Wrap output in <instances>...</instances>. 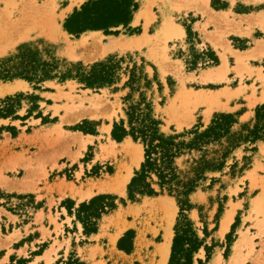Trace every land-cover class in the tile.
<instances>
[{
	"label": "rangeland",
	"instance_id": "rangeland-1",
	"mask_svg": "<svg viewBox=\"0 0 264 264\" xmlns=\"http://www.w3.org/2000/svg\"><path fill=\"white\" fill-rule=\"evenodd\" d=\"M89 1L0 3V13H14L13 20L19 18V10L46 8L61 33L56 37L32 29L0 51V88L23 83L22 88L0 96L2 101L16 99L14 115L0 118V264H12V257L26 260L25 264H56L73 254L85 264H150L157 258L156 244L164 240L165 209L169 203L175 204L173 240L180 209L176 198L167 194L142 197L137 203L129 201L128 187L144 162L139 167L133 164L141 144L131 138L127 139L136 145L126 139L121 143L113 140L114 124L125 119V110L140 102L142 94L153 105L166 135L197 127L205 130L219 114L236 116L239 125L235 130L239 131L242 125L254 124L256 109L264 104V0H140L139 11L144 12L139 22L133 20L131 30L120 28L118 35L97 31L102 34L101 43L143 33L154 36L167 21L179 26L184 36L151 42L140 49L101 51L96 59L86 62L73 58L70 51L89 32L75 37L65 31L64 24ZM148 18L151 22L147 28ZM22 46L36 53L31 58L37 66L53 65L51 76L55 79L39 84L37 80L6 81L20 71ZM214 55L218 63L213 62ZM111 58L120 68L115 82L102 89H87L76 78H60L69 71L76 76L77 65L88 68ZM224 65L228 72L223 79L204 81L205 72ZM8 69H12L11 74ZM132 73L136 80L129 87ZM181 88L215 93L219 95L218 106L194 108L189 113L190 123L179 127L167 116L166 108ZM30 96L38 97V108ZM86 122L89 124L84 125ZM83 125L96 133L76 130ZM187 159L189 156L177 161L181 171L188 170ZM128 170L133 176L124 194L106 187L116 184ZM263 192L264 141L236 149L224 171L207 175L190 196L193 209L187 213L203 243L193 264H217L218 258L220 264H264V206L255 205ZM100 195L118 198V209L102 218L97 236L86 237L83 225L67 207H74L75 212L82 203ZM231 210L233 221L222 236L223 221ZM128 231L135 233L131 254L118 249L119 240Z\"/></svg>",
	"mask_w": 264,
	"mask_h": 264
},
{
	"label": "trees",
	"instance_id": "trees-1",
	"mask_svg": "<svg viewBox=\"0 0 264 264\" xmlns=\"http://www.w3.org/2000/svg\"><path fill=\"white\" fill-rule=\"evenodd\" d=\"M140 9V0H92L85 3L80 9L66 20L65 31L75 37L93 31H103L106 35H118L119 29L131 30L135 14ZM191 35V29L187 30ZM23 59L18 73H13L6 81L25 79L29 83L34 81L44 82L53 80L51 70L53 65L42 63L37 66L33 58L36 53L31 47L22 46L18 55ZM213 62L218 63L214 55ZM111 58L105 62L96 63L88 68L77 65L76 76L60 75L63 81L78 79L87 89H102L111 85L116 80V70L119 63ZM41 68V75L38 70ZM11 74L12 69L6 70ZM41 76V77H40ZM9 77V76H8ZM132 73L128 86L135 82ZM37 89V88H36ZM18 98H22L19 96ZM16 99L11 97L0 100V118H9L14 115L13 108ZM35 108L38 97L30 96ZM126 101H129L126 99ZM18 118V117H16ZM45 121V120H44ZM89 124L88 122L84 125ZM78 126L86 134H95L94 129H85ZM239 122L234 115H216L205 130L194 128L182 134L166 135L161 130V122L156 119L154 108L141 95V101L131 104L125 110V119L114 124L112 131L113 140L118 143L131 138L144 148V162L140 170L136 171L128 187V199L137 203L142 197H157L167 194L176 198L180 209L178 223L173 240L172 253L169 264H193L194 255L203 246L198 239L193 224L187 213L193 209L190 196L196 192L202 181L207 180V175L224 171L232 153L244 145H255L264 141V104L256 109L254 124L242 125L239 131L235 127ZM185 164H189L187 171H181L177 161L188 157ZM112 173V171H110ZM118 198L110 195H100L89 202L82 203L74 212V207H67L71 216L75 215L84 228V235L91 237L98 233L99 223L102 218L118 209ZM124 203V200H121ZM135 233L128 231L118 242V249L126 254L134 250ZM184 263H181V259ZM12 264H25L26 260H17L12 257ZM56 264H85L76 254L67 260H60ZM202 264V262H199Z\"/></svg>",
	"mask_w": 264,
	"mask_h": 264
},
{
	"label": "bare ground",
	"instance_id": "bare-ground-1",
	"mask_svg": "<svg viewBox=\"0 0 264 264\" xmlns=\"http://www.w3.org/2000/svg\"><path fill=\"white\" fill-rule=\"evenodd\" d=\"M3 0H0V3ZM209 3L210 0H206ZM8 4V3H7ZM10 7V6H9ZM51 11V10H50ZM18 12V11H17ZM19 18L13 20L12 16L14 13H0V51L7 48L8 44L19 41L24 38L30 30L40 29L44 33H48L57 36H60L61 33L58 30L56 25L57 20L52 17L49 13V10L42 7H33L31 9H26L20 11ZM18 12V13H19ZM143 10H140L136 15V22L138 23L140 18L143 16ZM53 14V13H52ZM12 15V16H11ZM16 17V16H15ZM151 19H146V26L148 27ZM261 20V19H260ZM264 21V20H263ZM33 32V31H32ZM62 32V31H61ZM102 34L100 32H89L86 36H82L77 41L75 47L71 48V56L78 60H83L86 62L93 61L97 58L98 53L101 51L106 53L110 50L114 49H126V48H142L144 46H149L151 42L155 43L158 41H165L167 39L172 38H181L184 36V31L179 27L172 25L170 21L165 22L164 26L157 32L154 36L148 35L144 33L143 35H139L138 37H130V38H114L115 40H111L108 44L101 43ZM50 36V37H52ZM66 37V36H65ZM57 39V38H56ZM23 41V40H22ZM14 46V44H13ZM10 48V47H9ZM91 49L94 50V53L91 54ZM101 54V53H100ZM243 54V53H242ZM248 55V54H247ZM242 58L239 57L238 63H241ZM228 72L226 66L219 67L217 69H211L208 72H205L204 81H212L216 78L223 79ZM23 87L22 82H15V84H11L6 86V88H0V96H3L7 93H11L17 89ZM182 89V88H181ZM239 92V91H238ZM214 93V92H213ZM225 93V92H224ZM212 94V92H211ZM228 95V94H227ZM219 95L213 94L210 95V92H189L187 90H179L176 94L173 101L166 108L167 116L178 123L179 127H183L184 125H188L190 123V111L200 105H211L216 104L218 106V97ZM221 96V94H220ZM221 98V97H220ZM219 98V99H220ZM222 99V98H221ZM219 102V106H220ZM211 109V107H209ZM196 111V109H195ZM194 112V111H192ZM210 116V114H209ZM170 120V121H171ZM172 122V121H171ZM177 125V126H178ZM111 125L107 127V132H110ZM128 142L134 144L132 141L126 139ZM85 141L83 142V147L85 146ZM136 145V144H134ZM139 146V152L136 157L133 159V164L136 166H140V162L144 160V150L141 145ZM132 156V155H131ZM133 176L132 170H128V173L125 177H122L116 184H110L106 186L117 192L118 194H124L127 184L130 182ZM27 181V180H26ZM26 181L22 185H26ZM26 188V186H24ZM256 206L262 207L264 206V192L263 195L257 199ZM175 204L169 203L168 207L165 209L166 217V227H165V236L164 243L160 246L156 247V255L161 258L159 264H166L170 252H171V244L174 237L173 232V221L175 218L176 208H174ZM234 211L228 212L226 215L221 229L222 236L229 230L230 225L233 221ZM141 238V237H140ZM139 238V239H140ZM239 247V246H238ZM237 247V248H238ZM217 264H220V259H217Z\"/></svg>",
	"mask_w": 264,
	"mask_h": 264
},
{
	"label": "crops",
	"instance_id": "crops-1",
	"mask_svg": "<svg viewBox=\"0 0 264 264\" xmlns=\"http://www.w3.org/2000/svg\"><path fill=\"white\" fill-rule=\"evenodd\" d=\"M139 12V11H138ZM262 18H264V15H263V17ZM134 23H137L136 22V17H135V19H134ZM148 28V27H147ZM144 34V33H143ZM142 34V35H143ZM264 74V73H263ZM96 236L98 235V234H95ZM96 236H94V237H96ZM119 237H120V235L118 236V238L116 239V241H115V246H116V244H117V241H118V239H119ZM165 240V239H164ZM164 240L162 241V242H159L158 244H156V247L157 246H160L161 244H163L164 243ZM172 243H173V241H172ZM171 248H172V244H171ZM170 254H171V252H170ZM169 258H170V256H169ZM160 260H161V258L159 257V256H157V258H156V260H154L153 262H151L150 264H159L160 263ZM169 263V259H168V261H167V263L166 264H168Z\"/></svg>",
	"mask_w": 264,
	"mask_h": 264
}]
</instances>
